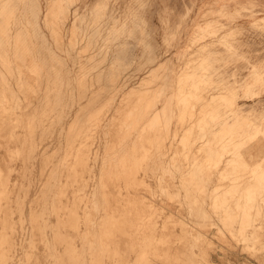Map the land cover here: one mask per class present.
Segmentation results:
<instances>
[{
	"label": "rangeland",
	"instance_id": "rangeland-1",
	"mask_svg": "<svg viewBox=\"0 0 264 264\" xmlns=\"http://www.w3.org/2000/svg\"><path fill=\"white\" fill-rule=\"evenodd\" d=\"M48 8L49 10H47ZM217 26L218 28H216ZM70 36L73 38H70ZM9 38L12 39V42L16 41V49L8 47ZM71 40L72 42H70ZM78 49L81 50V53ZM184 58L188 61L186 60V62ZM0 59H11L12 62H17L9 70L0 71V83L1 81L10 80V85L16 86L19 84L20 87L22 86L19 91L27 90V85L36 86L33 89H28V91L36 90L35 92H39V90L46 92L58 87L65 95L64 104H67L66 110L70 112L77 107L74 104L76 98H78L76 95L80 93L78 91L80 83H83L84 80L86 81L84 82L86 83V89L92 88L103 93L108 91L104 96L108 95L105 100H109H102L103 105H99L101 110H106L112 106V103L115 105L118 101L117 95L119 92L114 96L116 101L112 99V96L109 97L111 92L114 93L117 85L120 88L123 86L122 89L130 86L132 89L134 88L136 94L128 95L132 96V99L135 98L134 100H137L138 96L143 93L140 94L142 88L145 97H147L146 93L148 94V91L150 96L154 92L151 97L148 94L151 99H147L148 97L143 98L144 101L149 100L146 103L150 102V105H152L150 107L149 104L144 102L145 107L148 106V109H146L149 110L150 108L148 115L151 114L149 119L146 115V122H148L146 132H149V135L147 133L146 135L148 141L152 144V146H150V143L148 145L152 147H148L150 154L147 153L150 155L148 158L151 166H149L152 169L153 165L157 163L154 166L157 170L152 169L155 173L151 169L149 171L150 178L155 177L157 180L155 178L154 181L151 180L159 182L161 179L160 182L162 183L168 182L170 176L176 175L182 170L180 161L182 158H186L188 153V157H194V161L196 159L194 162V174L196 173L194 175V236H197L194 237L195 246H193L195 251L194 264H264V0H0ZM32 63L34 64L33 68ZM188 63L189 65H187ZM86 64L88 67H86ZM255 70H258L259 73ZM257 73L260 75L259 79L255 78ZM31 75H33V78ZM89 76L92 77L91 80ZM146 76L148 77L146 78ZM142 77L145 78L143 79L145 81L141 80ZM76 78L81 81H76ZM31 79L32 82H30ZM141 81L144 83L142 84ZM150 81L154 83L152 84ZM87 82H90L91 85ZM183 82L184 86H182ZM180 85L182 86L181 89L179 88ZM199 85L201 87L198 88ZM47 87L48 89H46ZM183 89L189 93L186 94ZM203 90L204 92H202ZM134 91L131 90V92ZM175 92L180 93V95L177 96ZM67 93L68 96L66 97ZM183 94H185L186 99ZM198 95H201V98ZM202 98L204 101H202ZM139 99L142 98L139 97ZM111 101L113 102L111 103ZM183 103L184 105H182ZM198 106L199 110L201 107L204 109L201 108L199 111L197 110ZM205 108H207L206 111ZM175 111L179 113L178 119H176L178 114L176 115ZM180 113L183 115L182 118ZM193 118H195L194 121ZM166 119H170V121ZM181 120L186 122L183 123ZM176 122L178 123L176 124ZM157 124L160 125L157 126ZM188 124L191 125H189L190 129L187 127ZM182 125L184 129L187 128L186 131L188 132L185 131L186 136L183 135L184 130L180 128ZM160 127L161 130H166L163 131V135L167 131L169 132L166 133L167 135L165 134L164 140L167 139L165 141L161 139L163 135L159 133ZM149 128H152L151 130L155 132L158 130L160 137L154 138L157 133H153ZM202 128L203 130H201ZM151 134L155 135L151 136ZM171 134L172 145L169 144ZM188 134L190 136H188L189 141ZM185 139L193 148L192 146L191 148L187 147L188 144L183 143V140L187 143ZM153 140L155 144L156 141L165 142L163 148L162 143L161 145L157 143L158 147L160 145L161 149H159L161 151L157 145L153 144ZM177 142L180 143L177 144ZM183 144L186 145L187 150ZM202 146L204 148L201 150L200 147ZM149 148L151 150L154 148L157 151L153 150L155 152L152 153ZM167 150L169 151L167 152ZM170 150L173 154L169 153ZM188 150L189 152H187ZM164 152L168 154L165 153L166 157L163 156L166 159L163 157L162 159L160 156L162 153L164 155ZM178 152L181 154L179 155ZM157 154L159 155L157 156ZM158 157L161 159H158ZM172 158L176 160L175 163H173ZM156 159H158L157 162ZM162 160L166 165L162 163ZM159 164L166 168L161 167ZM170 165L173 167H170ZM229 166L233 168L230 167L231 169H229ZM223 168L225 172H223ZM159 169L165 170L158 171ZM226 169L230 170H228L230 174ZM164 171H167V174ZM170 172H173V174ZM217 173L220 174L216 175ZM162 174L163 177H161ZM165 174V178L169 174L171 175L165 179ZM228 174L233 178L232 180ZM223 175L227 176V178L224 176L227 180L225 178L221 180ZM234 176L238 177L235 178ZM245 182H247V185H245ZM226 189L227 192L223 191ZM234 191L239 194H234ZM203 192H205V195H203ZM229 192L230 194H228ZM203 196L207 197L203 198ZM212 196L214 197L212 198ZM220 196H224L226 199L231 198H228V201L225 199V201L221 197V200H219ZM198 199L201 201H198ZM211 200L216 201L212 202ZM218 200L219 203L222 202L218 203L219 205L217 204ZM206 201L214 203L213 206ZM201 204L203 205L201 206ZM214 205L221 208L217 207L218 210L216 207L214 208ZM242 206L245 210L242 209L240 213L239 209L243 208ZM226 213L227 216H225ZM229 213L232 215L230 216ZM203 214L206 215L208 220ZM208 228L210 229L208 230ZM245 236L247 237L245 238ZM202 247H206V251Z\"/></svg>",
	"mask_w": 264,
	"mask_h": 264
},
{
	"label": "bare ground",
	"instance_id": "bare-ground-1",
	"mask_svg": "<svg viewBox=\"0 0 264 264\" xmlns=\"http://www.w3.org/2000/svg\"><path fill=\"white\" fill-rule=\"evenodd\" d=\"M47 10H49V8ZM52 17L54 18V16ZM53 22H54V19H53ZM55 28H57V26H55ZM216 28H218V26ZM70 38H73V37L70 36ZM70 42H72V40ZM16 44H17L16 41L12 42V39L10 38L8 39V47L15 48L17 47ZM79 51L81 53V50ZM16 63L17 62H12L11 59L10 60L0 59V71L4 69L9 70V68H11L13 64L16 65ZM189 63L187 65H189ZM33 65L34 64L32 63V68H33ZM86 67H88L87 64H86ZM83 68L86 69L85 67ZM255 72L259 73L258 70L257 71L255 70ZM29 73L31 74V72ZM258 73H257V77L255 75V78L259 79L260 75ZM31 76L33 78V75ZM91 76H89L90 80L92 79ZM147 77L148 76H146V78ZM143 79L145 78L142 77L141 80L145 81ZM76 81L80 82L81 80L79 81L76 78ZM176 81L178 80L176 79ZM17 82L18 80L16 81V83ZM30 82H32V79ZM84 82L86 81L84 80L83 83H80V87L78 90L80 93L76 95L78 98H76L77 99L76 103H74L77 105V107L75 105L76 108L72 112L66 110L67 104L66 105L64 104L65 103L64 100H66L65 95L62 93L63 91L61 92V90L58 89V87H54L52 90L46 91V89H48L47 87L45 89L46 92H41L40 90L39 92H35L36 90L28 91V89H33L36 86L34 87V86L27 85L26 86L27 90L19 91V89L22 86L20 87L19 84L16 86H12L10 85L11 84L10 80L1 81L0 83V264H194V252L195 251L193 249V246H195L194 237L197 236V235L194 236V204H195L194 203V190H195L194 189V175L196 174V173L194 174V162L196 161V159L194 161V157H188L189 156L188 155L189 153H188L186 158L184 159L182 158L181 161L178 159V162L180 161V164L182 167V170L178 174L173 175V176H170L171 174H169L168 176H170V180H168V182H165V183L160 182L161 179L160 180L158 179L159 182H153L155 179L157 180V178L154 177L155 179L153 178L154 179L153 180L152 178H150L151 174H149L151 165H150V161L148 158L150 156L149 155L150 153L148 152V147L152 146V144L150 141H148L149 139L147 135H149L148 134L149 132L148 133L146 132V128H147L146 125L148 123L146 121L147 119H149V115L151 114L149 113L148 115V111L150 110V108L149 110H147L148 106L145 107L146 104L150 105V102L146 103L149 100L147 101L143 100V98L146 99L148 97L149 91L147 90L148 94L146 93L147 97H145V92H144V89L142 88L141 90L143 91L140 90V94L141 92L143 93L139 96L137 94L138 99L139 97L142 99L138 100L136 98L137 100H134L135 98L132 99V96L131 97L128 96L129 94L131 95L132 93L136 94V92L133 90L134 88L132 89V87L130 86L129 88L122 89L123 86L120 88L117 85L115 88L116 91L113 88H111L112 90H114V93H113L114 95L111 92L110 93L111 95H109V97L112 96L113 97L112 99H114V96H116L119 92V94L117 95L118 101L114 105L112 103L115 100L114 99L113 101H111L112 103L111 107H109L110 106L109 104L108 106L109 108H107L106 110H101V106L104 103V102L102 103V100L103 99L105 100V98H107L108 95L107 96H104V95H106L108 91L106 93H103L100 90H94L92 88L86 89V86H85L86 83ZM184 82L182 86H184ZM89 83L90 82H87V84ZM143 83L144 82H142V84ZM182 86L180 85L179 88L181 89ZM114 87H115V84H114ZM199 87H201V85H199L198 88ZM82 90L83 92H86V93L85 94L83 92L81 93ZM131 90L134 91L135 93L131 92ZM137 90L138 89L136 88V91ZM149 90L151 89L149 88ZM17 91L19 92V94ZM184 92L186 91L184 90ZM202 92H204V90ZM188 93L186 92V94ZM152 94H154V92ZM178 95H180V93H178L177 96ZM184 95L185 94H183V97H185ZM67 96H68V93L66 94V97ZM150 97H148L147 99H151ZM107 100L109 99H106L105 101ZM202 101H204L203 98H202ZM216 101L219 102L220 100H216ZM99 105L101 106L99 107ZM175 105H174V109H175ZM182 105H184V103ZM151 106L152 105H150V107ZM69 109L71 110V108ZM206 109L207 108H205V111ZM197 110H199V106ZM175 114L176 115L178 114L176 116V119H178L177 117H179V113L176 112ZM146 115L148 116L147 119H146ZM182 116L183 115H181V118ZM170 119H166V120L170 121ZM194 119L195 118H193V121ZM177 123L178 122H176V124ZM159 125L157 124V126ZM189 125L190 124H188L187 127L190 129ZM204 127L206 126L204 125ZM180 128L184 130L183 135H185V133L188 132L186 131L187 128L185 127L184 129L183 125L182 127L180 126ZM151 129L149 128L150 131H152ZM154 129L156 130V128ZM182 130L180 131L182 132ZM201 130H203V128ZM159 131H160L159 133L160 134L162 133L163 135V131H166V130H161V127H160ZM180 131L179 133L181 134ZM152 132L154 133L155 131H152ZM156 133H157V136L155 135ZM166 133H169V132L167 131ZM166 133H164V135L161 136L162 140H164ZM155 134L153 135L151 134V136L155 135L154 138L160 137L159 136L160 134L158 135V130L157 132H155ZM188 136L189 134L187 135V137ZM171 137H172V134L169 139L170 140L169 144L171 143ZM173 137H174V134H173ZM189 137H188V141H189ZM192 137H195V136H192ZM196 137H198V135H196ZM181 138L184 139L183 137ZM235 139H238V138H235ZM157 141H156V144H155V141L153 144L157 145L158 147V144L160 143V141L159 142ZM164 141H161L162 145L160 143L162 148L165 143ZM185 141L187 140L185 139ZM188 141L186 143L183 140V143L190 145V146L187 145V147L191 148L192 145ZM149 143H150V146H148ZM178 143L180 142H177V144ZM160 145L158 149L160 148ZM203 146L200 147L201 150L202 148H204ZM187 147L185 145L186 150L188 149ZM154 148H156V146H154ZM154 148L152 150L150 149L152 153L157 151ZM189 150H192V149H189ZM189 150L187 152H189ZM168 151L169 150H167V152ZM171 151L172 150H170L169 153L173 154L171 153ZM180 152H178L179 155L181 154ZM165 153L166 152H164V155L163 153L162 155H160L161 158L165 156ZM192 154L194 155V152ZM155 155L156 153L154 154V156ZM158 155L159 154H157V156ZM166 155L168 154L166 153ZM154 156L151 155V157L155 158ZM165 157L163 158L166 159ZM161 158L158 157V159H161ZM158 159H156V162ZM200 159H201V156H200ZM162 161H163L162 163H164V160ZM175 162L176 160H173V163ZM156 165H153L152 169H155L154 171L157 170L156 168H154V166ZM161 167H164V166H161ZM170 167H173V166L170 165ZM230 167L232 166H229V169H231ZM163 170L165 169H162V170L159 169L158 171H163ZM154 171L152 172L155 173ZM173 172H170V173L173 174ZM223 172H225V170ZM156 174H158V172H156ZM166 174L164 178L166 177ZM218 174L220 173H217L216 175ZM231 175L233 174L231 173ZM224 176L226 175H223V179H221L220 177L219 178L221 180H224L225 178ZM161 177H163V174ZM232 179L233 178H231V180ZM245 183H246L245 185H247V182ZM223 191L227 192V189ZM235 191H234V194L237 193V192L235 193ZM230 192L228 194H230ZM203 193H204L203 195H205V192ZM197 195L199 196V194ZM200 197H197V198H200ZM206 197L207 196L205 197L203 196V198H206ZM213 197L214 196H212V198ZM221 197H223L222 199L224 200L226 199L224 196H220L219 200H221ZM228 198H231V197H228ZM219 200L217 204L219 203ZM198 201H201V200L198 199ZM206 202L211 203L210 201H206ZM220 203L222 202L220 201ZM203 204H201V206ZM213 204L211 203L210 205L213 206ZM215 205H214V208L216 207ZM218 205L217 207H220ZM234 206L235 204L233 205V207ZM247 206H250V205H247ZM242 209H244V207L239 209L240 213ZM246 214H247V211H246ZM231 215L232 214H230V216ZM203 216L206 217V215L204 214ZM225 216H227V213ZM246 218L248 217L246 216ZM227 219H229V217H227ZM240 223L242 224V222ZM213 224L215 223L213 222ZM237 226L239 225L237 224ZM209 229L210 228H208V230ZM240 237L243 238L242 236ZM246 237L247 236H245V238ZM209 241H212V240H209ZM201 259H204V258H201Z\"/></svg>",
	"mask_w": 264,
	"mask_h": 264
}]
</instances>
